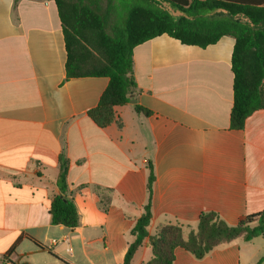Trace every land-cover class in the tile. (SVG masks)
<instances>
[{"label":"crops","instance_id":"crops-1","mask_svg":"<svg viewBox=\"0 0 264 264\" xmlns=\"http://www.w3.org/2000/svg\"><path fill=\"white\" fill-rule=\"evenodd\" d=\"M234 46L232 36L202 48L166 34L136 46L137 88L114 108L121 125L100 128L88 112L109 78H67L55 2L0 0V264L13 248L19 264H123L148 201L150 166L149 237L171 224L187 238L204 213L236 226L263 212L264 109L243 129L231 127ZM61 157L75 228L54 225L50 213ZM149 237L132 264L152 259ZM174 255V264H264V235L202 259L182 247Z\"/></svg>","mask_w":264,"mask_h":264},{"label":"trees","instance_id":"trees-1","mask_svg":"<svg viewBox=\"0 0 264 264\" xmlns=\"http://www.w3.org/2000/svg\"><path fill=\"white\" fill-rule=\"evenodd\" d=\"M60 17L67 51V78L106 77L109 85L99 104L88 112L100 128L117 121L114 108L127 104L135 92L133 50L160 35H168L184 45L205 48L222 36H232L234 103L230 116L233 129H243L246 119L264 109V0H134L126 13L125 24L117 17V0H53ZM18 0H15L17 4ZM218 11L206 18L204 11ZM179 12V14H178ZM136 111L150 112L136 106ZM69 160L60 158L57 185L60 194L51 203L54 225L75 228L79 215L68 198ZM153 169L148 177V201L144 214L136 221L123 264H132L138 248L149 237L152 219ZM258 218V225L248 226ZM197 233L185 238L181 225H162L149 237L152 259L145 264H174L175 249L182 247L197 259L245 233L244 239L264 235V211L230 226L215 213H204ZM14 248L4 256V263L19 264L10 259ZM26 264V263H23Z\"/></svg>","mask_w":264,"mask_h":264},{"label":"rangeland","instance_id":"rangeland-1","mask_svg":"<svg viewBox=\"0 0 264 264\" xmlns=\"http://www.w3.org/2000/svg\"><path fill=\"white\" fill-rule=\"evenodd\" d=\"M117 2H118V7H117V17H118V20L120 21V23L121 24H125V19H126V13H127V11L129 10V8H130V6H131V4L133 3V2H135L134 0H117ZM178 14H179V12H178ZM203 16L204 17H206V18H209V17H212V16H214L213 14L214 13H212L211 11L210 12H208V11H204L203 13ZM250 224V223H249ZM249 224H248V226H249ZM250 227V226H249ZM197 226L196 227H194L193 229H191V232H190V235H192V234H196L197 233ZM244 236H245V233L244 234H242V235H240L239 237H237V238H244ZM237 238H233V239H231V240H228V241H223V243H226V242H230V241H232V240H234V239H237Z\"/></svg>","mask_w":264,"mask_h":264},{"label":"built area","instance_id":"built-area-1","mask_svg":"<svg viewBox=\"0 0 264 264\" xmlns=\"http://www.w3.org/2000/svg\"><path fill=\"white\" fill-rule=\"evenodd\" d=\"M55 242V241H54Z\"/></svg>","mask_w":264,"mask_h":264}]
</instances>
